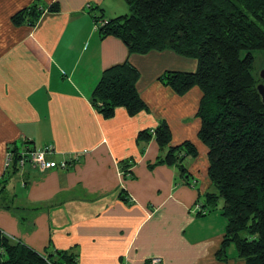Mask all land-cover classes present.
<instances>
[{"label": "crops", "instance_id": "crops-1", "mask_svg": "<svg viewBox=\"0 0 264 264\" xmlns=\"http://www.w3.org/2000/svg\"><path fill=\"white\" fill-rule=\"evenodd\" d=\"M32 6L42 10L34 26L11 22ZM127 13L122 0H0V231L54 260L64 252L74 264H145L151 257L244 264L234 247L226 261L215 258L226 220L220 208H203L213 189L198 138L202 93L194 87L178 96L158 80L193 73L197 61L168 50L130 54L120 40L100 38L93 17ZM123 62L139 73L135 87L147 111L131 117L116 108L105 119L91 95L103 71ZM161 123L170 130L168 147L190 142L197 150L183 160L184 172L160 162L168 148L153 136L138 138ZM8 146L20 153L52 146L47 160L68 164L40 171L25 162L12 173Z\"/></svg>", "mask_w": 264, "mask_h": 264}, {"label": "trees", "instance_id": "trees-1", "mask_svg": "<svg viewBox=\"0 0 264 264\" xmlns=\"http://www.w3.org/2000/svg\"><path fill=\"white\" fill-rule=\"evenodd\" d=\"M122 1L127 14L107 21L92 18L101 39L120 40L130 54L168 50L197 61L193 73L166 72L158 80L178 96L194 87L202 93L198 138L207 149V176L213 189L204 195L203 208L212 212L222 200L220 212L226 220L216 260L226 261L234 247L244 264H264V104L257 91L264 80L254 67L255 53L260 52L264 62V0ZM48 11H57V6ZM41 13L32 6L14 14L11 22L34 26ZM138 78L128 62L103 71L91 95L96 112L108 119L116 108L131 117L147 111L136 91ZM150 136L168 148L160 162L182 172L183 160L197 156L190 142L168 147L171 134L165 123L153 135L138 134ZM9 147L14 173L20 152ZM53 255H39L0 231V264H74L64 252H55L58 260Z\"/></svg>", "mask_w": 264, "mask_h": 264}, {"label": "built area", "instance_id": "built-area-1", "mask_svg": "<svg viewBox=\"0 0 264 264\" xmlns=\"http://www.w3.org/2000/svg\"><path fill=\"white\" fill-rule=\"evenodd\" d=\"M103 24H105V22L98 23V25L101 26H103ZM149 132L153 135L154 129H150ZM53 152L54 150L52 146H45L42 147L41 149L21 152L19 155L18 164L20 166H23L25 162H29L31 165H33L40 171L52 170L56 168L65 169L68 164L67 162L63 161L57 165L55 162L47 160L46 156L48 154H53ZM80 156L81 154L79 153L72 155L71 162L73 163L76 162ZM12 158H13V154L10 150V147L8 146L6 150V158H5L6 167H9L11 165ZM121 264H132V263L129 262L128 260H124ZM145 264H162V261L160 257H151L146 260Z\"/></svg>", "mask_w": 264, "mask_h": 264}, {"label": "rangeland", "instance_id": "rangeland-1", "mask_svg": "<svg viewBox=\"0 0 264 264\" xmlns=\"http://www.w3.org/2000/svg\"><path fill=\"white\" fill-rule=\"evenodd\" d=\"M259 53L260 52L255 53V61H254L255 72H257L258 75H259V73H261V71H264V62H263L262 58L261 59L259 58V57H261L260 56L261 53L260 54ZM221 205H222V200H219L217 203V207L220 208Z\"/></svg>", "mask_w": 264, "mask_h": 264}, {"label": "water", "instance_id": "water-1", "mask_svg": "<svg viewBox=\"0 0 264 264\" xmlns=\"http://www.w3.org/2000/svg\"><path fill=\"white\" fill-rule=\"evenodd\" d=\"M260 78L264 79V71H261ZM257 91H258L259 95L261 96L262 102L264 104V85L263 84H259L257 86Z\"/></svg>", "mask_w": 264, "mask_h": 264}]
</instances>
